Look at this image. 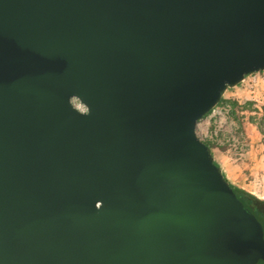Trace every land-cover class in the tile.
Masks as SVG:
<instances>
[{
    "label": "water",
    "instance_id": "95a60500",
    "mask_svg": "<svg viewBox=\"0 0 264 264\" xmlns=\"http://www.w3.org/2000/svg\"><path fill=\"white\" fill-rule=\"evenodd\" d=\"M262 69L264 0H0V264L264 262L195 131Z\"/></svg>",
    "mask_w": 264,
    "mask_h": 264
},
{
    "label": "rangeland",
    "instance_id": "374dc122",
    "mask_svg": "<svg viewBox=\"0 0 264 264\" xmlns=\"http://www.w3.org/2000/svg\"><path fill=\"white\" fill-rule=\"evenodd\" d=\"M257 97L258 94L248 93L246 85L240 81L232 87H227L217 103L218 108L225 112L221 118L222 129H217L216 124L207 118L206 114L197 121L195 129L197 136L202 141L209 143L216 158L218 154L224 151L231 160L241 161L246 155L241 156L238 153L241 150L242 152L246 151L247 145L250 146V141L252 145L257 141V143H262L261 152L264 151V106L253 100ZM73 103L81 106L77 100H73ZM254 104H257V107ZM248 189L245 188L244 190L247 191ZM254 193L258 196L252 194L256 198H260L263 194ZM259 209L264 213V206L259 205ZM258 219L264 232V220L260 217ZM256 264L264 263L258 262Z\"/></svg>",
    "mask_w": 264,
    "mask_h": 264
},
{
    "label": "crops",
    "instance_id": "0c3cea01",
    "mask_svg": "<svg viewBox=\"0 0 264 264\" xmlns=\"http://www.w3.org/2000/svg\"><path fill=\"white\" fill-rule=\"evenodd\" d=\"M257 142L252 145L250 141V146L247 145L246 151L240 154L246 156L243 160L236 162L227 157L224 151L218 154L216 158L213 149L210 150L213 160L221 168L228 182L242 189H251H248V192L254 190L257 193H264L262 188L260 189L254 185L257 181H264V151L261 152L263 144Z\"/></svg>",
    "mask_w": 264,
    "mask_h": 264
},
{
    "label": "built area",
    "instance_id": "2783aa9c",
    "mask_svg": "<svg viewBox=\"0 0 264 264\" xmlns=\"http://www.w3.org/2000/svg\"><path fill=\"white\" fill-rule=\"evenodd\" d=\"M241 81L244 83V85H246L248 93H254L255 95L258 94V97L253 98V100L264 106V69L244 75ZM254 105L257 107V104ZM77 107L82 109V106ZM224 113L225 112L218 108L216 104L206 113V116L207 118L211 119L214 124H216L217 129H222L221 118L223 117ZM241 153L242 150L238 154L240 155ZM255 183V187L260 189L262 188L264 191V181H257ZM254 192L256 191L253 190L249 193L256 195ZM256 197L258 196L256 195ZM260 198L264 199V193L260 196Z\"/></svg>",
    "mask_w": 264,
    "mask_h": 264
},
{
    "label": "trees",
    "instance_id": "16d2710c",
    "mask_svg": "<svg viewBox=\"0 0 264 264\" xmlns=\"http://www.w3.org/2000/svg\"><path fill=\"white\" fill-rule=\"evenodd\" d=\"M203 142H205V144H207L208 147L210 148V145L208 142H206V141H203ZM213 162H215V161L213 160ZM229 185L231 186L236 197L241 201L243 206L247 210H249L251 213H253L257 219H258V217H260L261 219L264 220V218H263L264 213L262 211H260V209H259V205L264 206V199L256 198L254 195H252L249 192L245 191L244 189L236 186L235 184H231L230 182H229ZM258 262L264 263L262 261H258Z\"/></svg>",
    "mask_w": 264,
    "mask_h": 264
},
{
    "label": "clouds",
    "instance_id": "9594fccd",
    "mask_svg": "<svg viewBox=\"0 0 264 264\" xmlns=\"http://www.w3.org/2000/svg\"><path fill=\"white\" fill-rule=\"evenodd\" d=\"M82 111H83V109H82Z\"/></svg>",
    "mask_w": 264,
    "mask_h": 264
}]
</instances>
